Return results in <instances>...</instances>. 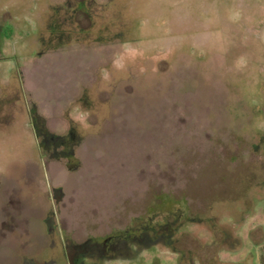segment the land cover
<instances>
[{"label": "rangeland", "instance_id": "obj_1", "mask_svg": "<svg viewBox=\"0 0 264 264\" xmlns=\"http://www.w3.org/2000/svg\"><path fill=\"white\" fill-rule=\"evenodd\" d=\"M171 213L192 261L91 264H261L264 0H0V264Z\"/></svg>", "mask_w": 264, "mask_h": 264}, {"label": "flooded vegetation", "instance_id": "obj_2", "mask_svg": "<svg viewBox=\"0 0 264 264\" xmlns=\"http://www.w3.org/2000/svg\"><path fill=\"white\" fill-rule=\"evenodd\" d=\"M45 135L46 140L50 141L54 146L53 142L57 139L53 136ZM179 212L178 210L177 213ZM177 213H171L173 220L169 224L160 225L158 222L155 225L153 221L149 225L143 222L139 229L140 232L135 235H110L95 244L87 241L83 244L74 245L71 252L66 249V246H63L65 248L62 251V257L65 258L67 264H91V262L100 259L104 262L113 258L116 260L125 259V255L128 258H139L143 250L155 247L163 251L177 253L180 261H192L193 256H196V254L191 252V250L186 251L184 248H181L180 243L182 240L179 238L185 237L186 233L190 232V228L188 229V227L192 221L201 224L206 220L202 219V217L189 220V216L184 215V213L178 214L180 217L177 216ZM153 217L156 218V216ZM198 262L202 264L201 259H198Z\"/></svg>", "mask_w": 264, "mask_h": 264}, {"label": "crops", "instance_id": "obj_3", "mask_svg": "<svg viewBox=\"0 0 264 264\" xmlns=\"http://www.w3.org/2000/svg\"><path fill=\"white\" fill-rule=\"evenodd\" d=\"M264 241V240H263ZM264 247V246H263ZM261 259V264H264V254L260 257Z\"/></svg>", "mask_w": 264, "mask_h": 264}]
</instances>
